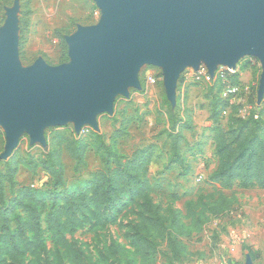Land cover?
<instances>
[{
  "label": "rangeland",
  "instance_id": "374dc122",
  "mask_svg": "<svg viewBox=\"0 0 264 264\" xmlns=\"http://www.w3.org/2000/svg\"><path fill=\"white\" fill-rule=\"evenodd\" d=\"M15 4L17 56L23 69L38 60L49 67L68 64L65 39L78 28L98 25L101 18L93 0H0V29ZM253 59L243 57L236 64L239 87L233 97L224 96V85L221 91L213 83L194 82L193 70L185 68L174 103L167 98L162 70L144 65L137 75L139 88H128L127 96L116 95L112 112L96 115L95 128L83 125L76 132L71 121L48 125L42 129L43 143H31L23 130L17 148L6 158L0 126V245L16 229L14 234L21 235L23 208L17 191L33 186L40 189L49 212L72 205H65L62 221L73 216L79 223L89 220L81 225L70 220L64 233L81 264H244L247 255L253 264H264V189L235 185L224 190L210 180L217 169L215 126L264 139V96L258 99L262 69ZM261 111L258 127L243 121ZM150 146L151 162L138 166L134 175L147 183L139 197L118 195L110 208L100 210L104 226L90 219V204L76 210L78 202L72 196L90 188L95 173L119 167ZM56 162L58 171L53 169ZM144 194L150 200L148 214L138 206ZM154 213L159 224L169 227L175 220L178 226L167 231L164 241L153 220L146 236L150 247L143 251L132 238L144 234L142 216L149 219ZM77 261L62 251V264ZM21 264L57 261L48 247L37 259L25 257Z\"/></svg>",
  "mask_w": 264,
  "mask_h": 264
},
{
  "label": "water",
  "instance_id": "95a60500",
  "mask_svg": "<svg viewBox=\"0 0 264 264\" xmlns=\"http://www.w3.org/2000/svg\"><path fill=\"white\" fill-rule=\"evenodd\" d=\"M98 25L78 28L65 39L70 62L49 67L42 60L23 69L17 56L18 5L0 29V126L3 157L19 144L23 130L43 143L48 125L96 127L95 117L112 112L116 95L139 88L144 66L162 70L168 100L174 103L183 70L203 64L235 68L243 57L262 69L258 99L264 96V0H93ZM244 264H253L246 256Z\"/></svg>",
  "mask_w": 264,
  "mask_h": 264
},
{
  "label": "trees",
  "instance_id": "16d2710c",
  "mask_svg": "<svg viewBox=\"0 0 264 264\" xmlns=\"http://www.w3.org/2000/svg\"><path fill=\"white\" fill-rule=\"evenodd\" d=\"M62 43L64 41L62 40ZM256 61V59H253ZM239 74L229 77L231 84L238 86L237 78ZM211 83L220 88L223 84L219 78ZM239 87V86H238ZM222 91V90H221ZM221 100V99H220ZM226 99L222 100L225 101ZM220 101V103H224ZM264 103V102H263ZM225 104V103H224ZM260 114L250 115L243 119L245 122L256 123L258 127L262 120ZM230 129V128H229ZM215 133V156L217 158V169L211 176L212 183L218 184L222 189L229 190L235 185L242 189L258 187L264 189V139L258 137L248 138L235 130H224L219 124L213 128ZM153 148L146 147L136 151L121 166L100 171L93 175L90 188L79 194L72 196L73 202H78L76 210L86 204L93 206V211L89 212L90 219H94L95 225L104 226L101 220L100 210L110 208L116 197L127 192L128 194L143 193L146 188L145 182H141L136 175L138 166L148 164L152 159ZM60 164L54 163L53 169L59 170ZM14 174V172H13ZM2 181L0 179V194L3 193ZM38 188L30 186L17 191L18 204L23 208V220L20 224L21 235L16 236L14 230L7 236L6 242L0 245V264H21L25 257L37 259L42 251L50 247V252L54 254L57 264H62L61 253L72 255L81 264V256L72 250L70 244L64 237L66 228L71 223L81 225L89 220L84 219L82 223L73 216L72 219L62 221L63 212L66 206L52 208L47 211L49 205L44 197L39 193ZM20 202V203H19ZM139 200H133L138 205ZM142 211L149 213L151 208L149 198L144 194L142 204L138 205ZM190 207V204L188 205ZM50 208V207H49ZM75 210V211H76ZM154 213L153 218L145 219L142 216L140 226L144 234L135 235L132 242L141 250H147L150 243L147 242L150 223L155 221V230L159 239L167 241V231L178 226V222L173 220L169 227L159 224L161 221ZM25 233L29 235L24 238ZM148 246V247H147Z\"/></svg>",
  "mask_w": 264,
  "mask_h": 264
},
{
  "label": "built area",
  "instance_id": "2783aa9c",
  "mask_svg": "<svg viewBox=\"0 0 264 264\" xmlns=\"http://www.w3.org/2000/svg\"><path fill=\"white\" fill-rule=\"evenodd\" d=\"M237 66L235 68H227L225 66H218L213 75H210L205 65L201 64L196 71H192L190 79L194 82L211 83L214 79L219 78L224 85L223 94L227 97H233L238 92V86L233 85L229 81V77L237 74Z\"/></svg>",
  "mask_w": 264,
  "mask_h": 264
}]
</instances>
